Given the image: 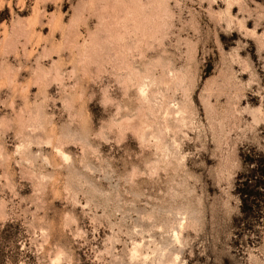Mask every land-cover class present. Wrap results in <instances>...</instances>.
<instances>
[{
	"label": "rangeland",
	"instance_id": "rangeland-1",
	"mask_svg": "<svg viewBox=\"0 0 264 264\" xmlns=\"http://www.w3.org/2000/svg\"><path fill=\"white\" fill-rule=\"evenodd\" d=\"M262 167L264 0H0V264H264Z\"/></svg>",
	"mask_w": 264,
	"mask_h": 264
},
{
	"label": "trees",
	"instance_id": "trees-1",
	"mask_svg": "<svg viewBox=\"0 0 264 264\" xmlns=\"http://www.w3.org/2000/svg\"><path fill=\"white\" fill-rule=\"evenodd\" d=\"M208 69H209V67H208ZM259 172H260L261 178L263 179V182H264V167H262L259 170ZM238 182H239V180H237L235 183V192L239 198L240 212L243 214H246V211H248L246 203H247L248 199L251 197V191L249 190L250 179H249V177H246L242 182H240V183H238Z\"/></svg>",
	"mask_w": 264,
	"mask_h": 264
},
{
	"label": "bare ground",
	"instance_id": "bare-ground-1",
	"mask_svg": "<svg viewBox=\"0 0 264 264\" xmlns=\"http://www.w3.org/2000/svg\"><path fill=\"white\" fill-rule=\"evenodd\" d=\"M140 92V91H139ZM142 92V91H141ZM58 156V155H57ZM61 159V158H60ZM166 264V263H165Z\"/></svg>",
	"mask_w": 264,
	"mask_h": 264
}]
</instances>
